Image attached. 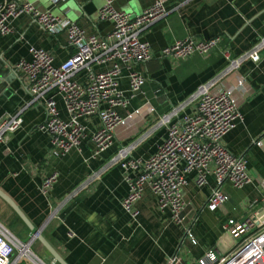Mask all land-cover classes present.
<instances>
[{"label": "crops", "instance_id": "0c3cea01", "mask_svg": "<svg viewBox=\"0 0 264 264\" xmlns=\"http://www.w3.org/2000/svg\"><path fill=\"white\" fill-rule=\"evenodd\" d=\"M26 1L41 13L51 12L75 23L87 36L106 38L112 30L111 23L99 19L105 0ZM113 1L115 9L134 17L156 0ZM164 1L168 9L177 10L142 34L154 58L148 63L134 64L133 70L146 82L127 110L120 111L126 122L117 128L112 146L99 156H94L92 142L100 127L97 116L81 119L86 137L78 149L63 158L51 155L50 137L37 128L47 120L45 103L31 104L27 78L17 69L20 61L31 60V48L50 52L55 66L66 62L74 54L67 34L49 35L27 15L12 22L10 35L0 33V119L25 109L22 129L6 145H0V188L42 230V235L68 264H167L174 256L181 257L185 264H196L210 248L219 253L227 250L230 242L224 226L229 220L241 221L252 216L249 205L254 201L259 203L257 210L264 208V51L260 63L245 62L218 88L233 92L241 115L237 127L224 137L223 143L232 154L246 159L252 184L243 189L225 184L222 192L229 196V201L211 212L207 202L217 186L215 177L210 176L209 185L199 189L190 175L183 196L187 205L185 222L193 223V241L185 236L184 225L171 222L168 214L157 211L155 196L148 187L136 204L140 213L137 220L133 221L122 207L129 188L121 167H107L110 161L123 147L132 144L134 159L152 157L167 137V127H157L159 118L224 70L227 61L223 50L228 49L237 57L264 37V0ZM188 37H222L221 48L208 57L196 55L180 63L161 56L166 47ZM109 66L95 70L101 72ZM120 66V88L130 96L128 71L121 63ZM242 79L245 84L238 86ZM77 81L84 84L86 73L79 74ZM56 102L61 119L68 121L62 98L57 96ZM195 107L186 112H195ZM54 173L58 180L44 195L41 186ZM94 173L100 177L71 196ZM0 222L30 246L36 256L52 264L51 255L39 241H28L30 230L1 198ZM14 264L33 263L21 259Z\"/></svg>", "mask_w": 264, "mask_h": 264}, {"label": "built area", "instance_id": "2783aa9c", "mask_svg": "<svg viewBox=\"0 0 264 264\" xmlns=\"http://www.w3.org/2000/svg\"><path fill=\"white\" fill-rule=\"evenodd\" d=\"M68 0H54L65 3ZM113 0H105L99 11V19L112 25L106 38L87 36L75 23L55 17L51 12L41 13L26 0L0 1V33L10 35L12 22L22 15L31 17L49 35L66 33L68 44L74 54L60 66L54 65V56L45 50L31 48V60L20 61L17 69L28 81L31 104L45 103L47 120L38 125V130L50 137L51 155L56 158L67 156L78 149L86 137L81 119L97 116L100 127L93 134L94 156L108 150L117 128L124 125L126 111L146 80L133 70L137 63H148L153 52L142 34L157 23L165 20L173 11L165 6L164 0L155 3L138 16H131L115 9ZM222 37L210 40H196L188 37L166 47L161 56L174 63L186 62L194 56H210L219 50ZM264 51V37L248 51L233 57L231 51H222L227 65L214 79L202 85L185 101L161 116L158 126L167 127V137L157 152L147 160L134 159L135 145L123 147L107 165H118L124 171V180L129 191L122 202L126 214L133 220L140 216L136 204L142 199L145 188L151 189L156 199L157 211L168 214L170 221L183 226L185 236L193 241L191 225L186 224L184 212L187 207L183 192L189 183V176L199 189L209 185L208 178L214 176L217 186L212 190L207 209L216 212L225 206L229 196L222 192L225 184L243 189L252 184L244 157L232 154L224 145V137L237 127L241 115L233 92L218 89L231 74L238 72L247 61L261 62ZM128 71L130 90H121L122 67ZM109 66L96 72L95 68ZM86 73V82L81 84L77 76ZM242 79L238 86L245 84ZM60 96L69 120L60 117L56 98ZM196 106L188 114L189 107ZM0 119V145H6L24 125L23 113ZM129 115L128 117H130ZM94 173L86 179L85 185L74 190L71 196L84 190L87 183L99 178ZM58 180V174L47 177L41 192L47 195ZM258 201L249 205L253 215L241 221L229 220L224 226L225 236L230 244L224 253L208 249L196 264H264V208L257 210ZM15 257V259H14ZM28 259L33 264H48L36 256L30 246L23 243L0 222V264H14ZM167 264H185L179 256L171 257Z\"/></svg>", "mask_w": 264, "mask_h": 264}, {"label": "water", "instance_id": "95a60500", "mask_svg": "<svg viewBox=\"0 0 264 264\" xmlns=\"http://www.w3.org/2000/svg\"><path fill=\"white\" fill-rule=\"evenodd\" d=\"M0 198L7 203L14 212L19 216V218L24 222V224L30 230V237L28 239L29 242L39 241L43 247L47 250V252L52 257V264H68V262L61 256V254L46 240V238L42 235V230L36 228L29 219L25 216L22 210L18 207V205L0 188Z\"/></svg>", "mask_w": 264, "mask_h": 264}]
</instances>
